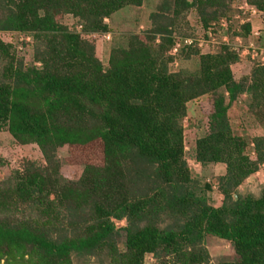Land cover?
<instances>
[{"label": "trees", "instance_id": "1", "mask_svg": "<svg viewBox=\"0 0 264 264\" xmlns=\"http://www.w3.org/2000/svg\"><path fill=\"white\" fill-rule=\"evenodd\" d=\"M247 1L264 13V0ZM142 2L0 0V32L33 37L27 67L23 53L0 40V131L36 145L45 162L27 161L0 188V214L26 204L42 216L9 221L0 215V264H91L92 258L144 264L146 255L156 264H209L206 236L229 242L236 254L217 264H264V189L258 197L237 192L264 164V136L251 140V157L227 116L240 96L253 113L264 112V63L250 59L248 72L236 78L237 52L201 53L184 42L195 38L179 31L184 12L194 10L208 28L232 11L228 0H160L143 38L115 37L106 58H98L90 35L109 32L104 19ZM64 16L72 27L59 22ZM239 28L236 37L252 32L249 22ZM215 34L207 29L204 41ZM176 58L196 68L171 71ZM205 95L213 96L209 129L193 153L201 166H226L217 183L219 206L209 203L211 185L191 176L183 156L187 104ZM63 146H99L100 162L84 163L78 180L66 182L57 159Z\"/></svg>", "mask_w": 264, "mask_h": 264}, {"label": "rangeland", "instance_id": "2", "mask_svg": "<svg viewBox=\"0 0 264 264\" xmlns=\"http://www.w3.org/2000/svg\"><path fill=\"white\" fill-rule=\"evenodd\" d=\"M160 0H143L141 7L126 6L115 12L111 18L104 19L108 24L110 40L124 35L135 34L141 38L145 35V31L151 27L149 14L155 9L156 4ZM228 5L232 11L227 16L210 22L208 28L202 26L199 17L194 10H188L183 13L181 19L177 22L179 25L180 33H186L195 36L193 44L198 48L201 53L216 54L223 47H229L235 52L241 53L242 50L248 45V42L254 41L259 44L264 41V13H258L250 18L251 33L248 38L240 34L239 28L240 19L242 17L249 18L248 14H243L239 7L245 4L252 6L247 0H228ZM243 11V10H242ZM59 22L66 26L72 27L70 17H60ZM228 26L231 30L228 32ZM213 29L216 33L210 38L209 41H204L203 36L206 35L207 29ZM259 35H255V33ZM177 34V33H176ZM178 35V34H177ZM179 36V35H178ZM260 36V37H259ZM239 38V40H238ZM259 38V39H258ZM0 40L11 46H15L19 53H23V60L27 67L32 61L33 37L27 32H0ZM110 40H104L102 37L89 38V41L95 46V54L98 58H106V53L109 51ZM158 43V41H156ZM201 43V45L199 44ZM172 52V50L170 51ZM176 56V55H175ZM174 56V57H175ZM21 55L16 53V59ZM192 59V58H191ZM240 64L232 67L234 77L239 78L240 74L248 72L251 65L250 58L246 55L241 59ZM194 61H181L175 59L169 65L171 71L178 70L179 68H187L193 71L196 68ZM39 66V63L36 64ZM212 95H205L187 104L186 117L183 120V137H184V152L183 156L187 162L191 176L199 180V184L203 185L208 183L211 189L206 191V196L210 204L219 206L222 202V195L219 194L218 178L225 174L226 166L223 163L208 164L201 166L194 158L193 149L195 141L200 136L208 132L207 121L208 115L212 111ZM264 116V112H252L245 101L244 96H240L235 100L227 111L229 124L234 135L240 137L248 143L246 153L253 157V146L251 140L254 137L264 136V126L260 125V118L257 115ZM251 144H250V143ZM57 159L59 162V175L66 182L76 181L83 171L84 163L100 162V149L93 147L92 149L85 150L78 148L73 150L68 146H63L57 150ZM27 161H33L39 166H44L45 162L40 154L39 149L34 144L21 145L19 144L7 131L2 129L0 131V188L6 187V181L10 178L14 171H21ZM5 182V184H4ZM202 187V186H201ZM264 189V164L260 165L257 171L248 176L238 187L237 192L244 196L250 194L254 197L260 196ZM52 200L53 197H50ZM36 208V207H35ZM1 216L7 217L9 221L14 219L18 220H36L39 219L41 214L38 213L37 208L34 209L26 204L18 205L17 208L12 207L6 213L1 212ZM116 228H122L125 221L114 222ZM118 245L124 241V232L119 231L117 237ZM204 245L209 253V264H217L221 260H232L236 257L229 242L218 239L212 236H206ZM91 264H95L93 258L90 260ZM2 264V262H1ZM144 264H156L151 255H146Z\"/></svg>", "mask_w": 264, "mask_h": 264}, {"label": "built area", "instance_id": "3", "mask_svg": "<svg viewBox=\"0 0 264 264\" xmlns=\"http://www.w3.org/2000/svg\"><path fill=\"white\" fill-rule=\"evenodd\" d=\"M239 10L243 13V14H248L249 18L247 19L242 17L240 19V23H244V22H249L251 17H254L255 15H257L259 12L257 10V8H255L254 6H248L247 4H245L243 7H239ZM243 10V11H242ZM76 30L79 31L80 30V26L76 27ZM254 35V32H251ZM255 35H259V33H255ZM96 36H99V34L96 33H92L90 35L91 38H96ZM100 36L102 37V39L104 40H110V34L109 32H105L100 34ZM260 37V36H259ZM259 39V38H258ZM239 40V38H238ZM192 39H187L184 42L186 44H191L192 43ZM199 44L201 45V43L199 42ZM180 46L179 42H177L174 46V48L172 49V53H175L177 51V48ZM239 54V57L242 58L243 56H248L251 60H258L261 63H264V41L262 42L261 45H258L256 43H254V41H250L248 42V45L244 48V50H242L241 53L237 52Z\"/></svg>", "mask_w": 264, "mask_h": 264}, {"label": "water", "instance_id": "4", "mask_svg": "<svg viewBox=\"0 0 264 264\" xmlns=\"http://www.w3.org/2000/svg\"><path fill=\"white\" fill-rule=\"evenodd\" d=\"M234 199H236V195H233Z\"/></svg>", "mask_w": 264, "mask_h": 264}]
</instances>
